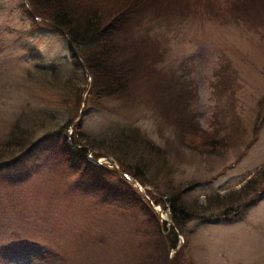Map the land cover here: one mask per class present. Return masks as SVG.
Segmentation results:
<instances>
[{"label": "rangeland", "instance_id": "374dc122", "mask_svg": "<svg viewBox=\"0 0 264 264\" xmlns=\"http://www.w3.org/2000/svg\"><path fill=\"white\" fill-rule=\"evenodd\" d=\"M21 2L0 0V151L16 137L23 148L14 155L25 152L34 139L67 126L70 117L73 121L65 137L69 146L41 139L39 148L0 168V264H141L152 235L146 233L140 204L127 191L121 196L115 191L116 175L125 173L123 169L143 171L141 177L156 183L145 181L144 186L135 179L132 187L162 221H170L168 209L149 194L198 182L182 199L203 215L217 216V207H207V197L240 189L264 168V25L228 21L232 18L226 15L206 17L203 8L194 15L143 18L142 30L151 27V36L164 47L157 62L160 76L191 83L196 120L226 141L209 151L204 136L190 134L193 147L186 146L184 123L161 113L148 79L138 81L130 102L105 98L102 107L80 115L82 132L72 127L91 75L74 66L60 31L43 26L26 34L29 20L22 16ZM224 65L233 82L219 97L211 83ZM121 131L128 136L137 131L136 138L123 137ZM28 134L29 140L23 138ZM144 140L162 151L152 150ZM79 146L86 150L84 160L110 170H98L104 175L96 188V172L91 165L84 169ZM5 153L0 162L14 156ZM207 218L197 216L182 233L175 232L177 264H264V196L242 218ZM18 248L24 251L16 253Z\"/></svg>", "mask_w": 264, "mask_h": 264}, {"label": "trees", "instance_id": "16d2710c", "mask_svg": "<svg viewBox=\"0 0 264 264\" xmlns=\"http://www.w3.org/2000/svg\"><path fill=\"white\" fill-rule=\"evenodd\" d=\"M23 2L24 0L18 6L22 11V16H28L29 28L26 29L27 35L36 33L43 26L56 29L64 35L67 41L66 44L71 48L70 54L74 66L83 68L82 61L75 55L74 48L84 60L88 70L87 73L91 75L90 87L87 94H85L84 107L86 109L83 111L84 113L93 106L102 107L105 98L114 97L125 103L130 102L134 97L133 91L135 85H138V81L148 79L147 81L152 83L156 89L153 92V97L160 104L161 113L167 115L169 119L176 117V123L178 124L179 122L184 123V128H180L188 133V144L186 146L193 147L190 144L192 140L190 134L198 137L204 136L205 140L203 142L211 147L208 148L209 151L226 142L224 138H220V140L217 138L218 133L216 130L213 129L209 133L196 120L194 112L191 111L193 107L191 100L196 96L191 83L182 78L180 80L176 79V82H172L170 79L167 81L160 76L157 71V62L163 58L164 51L162 50H164V47L161 46V42L157 41L156 37L151 36L148 31L151 27L146 26L142 30L145 25L143 18L148 17L149 14L154 15V18L174 13L194 15L197 14L199 9L203 8L208 13L206 17L226 15L232 18L227 19L228 21H247L246 19H248L254 21L253 25L263 26L264 0H224V2L217 0H29L30 12ZM226 66L224 65L217 70V80L211 83L214 93L219 97L232 87L233 79L230 73L227 72ZM77 104H80L78 97ZM77 107L80 109L79 105ZM79 109L75 111L74 115L78 113ZM70 121H73V117H70L67 126L59 127V130L52 131L39 139H34L29 148H24V150L27 149L28 152H31L39 148L42 143L41 139L51 141L53 144L56 141H58L57 143L61 141L63 146L64 144L69 146L65 137L70 133ZM80 124H82V117L77 119L72 127L75 126L82 132ZM15 127L17 126L15 125ZM223 127L224 125L221 124L220 128L223 129ZM136 132H132L133 135H137ZM124 133V131H121L119 135L131 139L136 138L133 135L128 136ZM30 135L28 134L23 138L27 137V140H29L30 137L28 136ZM144 141L152 147V150L162 151L150 141ZM7 142L10 143L0 151L2 157L5 152V155L12 156L16 151L23 148L21 141L16 137L10 138ZM72 143L75 144L76 142L72 140ZM15 145H17V148ZM5 149L7 150L5 151ZM27 151L18 152L8 161H1L0 168L11 166L23 157ZM78 153V156L86 165L84 169H88L87 166L91 165L95 170L96 175H92L93 177L97 179L103 177L104 174L98 173V170H103L104 173L110 171L102 164L92 165L84 160L85 148L79 146ZM123 171L134 179H138L144 186L145 181H147L157 187L154 181L148 178L146 180L145 177L140 176L143 171L131 170L129 167L123 169ZM257 171V174L248 179L247 183L241 186L240 189L228 192L225 196L217 194L207 197V207H217L219 210L215 212L218 214L217 216L212 215V213L203 215L202 210L196 211L191 209L190 205L185 204L181 194L184 191L187 192V189L194 186L193 183L196 182H187L184 188L170 187L171 191H162L158 195H155V193L149 194L155 204L160 205L163 209H168L167 217L173 223L168 229L165 227L166 222L158 217V213L149 205V201L142 197L135 187H132V182L123 177L122 173L116 175L119 183L117 189H115L116 193L121 196V193L127 191L130 197L140 204L141 216L146 225L145 228H147L146 233L150 231L152 235L150 241L152 245L149 247L150 250L143 255L145 257L140 259L141 264H177L175 257L178 255L176 247L179 245V237L175 232L182 233L184 225L197 216L203 221L208 219L207 216H214L216 221L223 217L226 221L242 218L245 210L256 204L264 196V168ZM92 184H94L92 188H96L102 182L98 179L97 181L94 180ZM105 186L102 188L106 189ZM147 245V243H144L143 247ZM23 251L18 248L16 253ZM172 251L176 253L174 255L172 253L173 257L171 255L173 259L169 257ZM185 263L190 264L186 260Z\"/></svg>", "mask_w": 264, "mask_h": 264}, {"label": "water", "instance_id": "95a60500", "mask_svg": "<svg viewBox=\"0 0 264 264\" xmlns=\"http://www.w3.org/2000/svg\"><path fill=\"white\" fill-rule=\"evenodd\" d=\"M24 5L27 7V9H28V11L30 12L31 11V6H29V0H24ZM74 51H75V55H77L78 57H79V59L82 61L81 62V65H83V69H84V71H85V75H88V70H87V68H86V65L84 64L85 62H84V60L82 59V57H81V55H79L77 52V50L74 48ZM89 76V75H88ZM89 82H90V80L88 79V81H87V83H86V89L89 87L88 86V84H89ZM86 93V90H85V92L82 94V104L80 105V111H79V113L77 114V115H75V119H77V118H79V115L82 113V111H83V104H84V98H85V96H84V94ZM109 162H110V160H109V158L108 157H105ZM112 165H113V163H112ZM125 177H127L131 182H133L134 183V185L136 186L137 185V183H136V181H134L131 177H129L128 175H126V174H123ZM164 220H166V219H164ZM167 221V220H166ZM168 223H169V225H171L172 223L170 222V221H168Z\"/></svg>", "mask_w": 264, "mask_h": 264}]
</instances>
